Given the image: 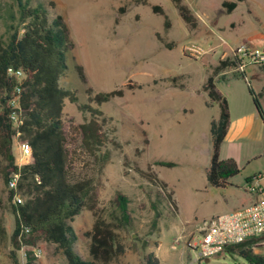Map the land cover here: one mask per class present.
Returning a JSON list of instances; mask_svg holds the SVG:
<instances>
[{"label": "rangeland", "instance_id": "374dc122", "mask_svg": "<svg viewBox=\"0 0 264 264\" xmlns=\"http://www.w3.org/2000/svg\"><path fill=\"white\" fill-rule=\"evenodd\" d=\"M27 1L32 5L55 2L56 13L64 18L74 43L66 55L68 69L61 79V85L78 97L77 103L65 102L63 113L72 174L75 179L94 177L100 208L108 219L114 211L112 201L118 195L127 198L129 226L120 232L127 250L119 262L145 264L144 257L150 252H156L160 264H254L241 255L243 250L249 251L252 259L264 258V237L198 262L183 245L172 249L183 232L245 207L241 202L248 200L246 181L264 167V148L250 151L249 146L241 144L231 155L237 157L241 168L232 185H208L213 153L210 128L219 118L220 107L203 90L212 76L216 89L235 104L243 93H249L251 85L261 94L264 105V72L260 67L248 66L247 78L234 67L214 75L220 62L232 58L234 48L250 44L264 47V0H184L198 20L195 29L184 22L171 0H146V4L141 0ZM225 2L237 6L230 11ZM154 6L162 7L164 15L155 13ZM10 13L18 18L15 1L0 0V36L5 39L8 26L18 24ZM189 45L199 46L207 54L191 56L186 50ZM78 66L83 68L86 82L81 80ZM131 86L133 89H129ZM89 88L93 97L124 91L123 97L101 106L93 104L107 118L102 153L109 152L110 157L101 172L93 158L81 150L78 127L90 116L79 107L89 102ZM12 152L16 164L25 165L18 142ZM159 162L173 166H161ZM149 165L166 185L172 203L161 188L136 171H146ZM0 219L7 233L5 240L0 239V264H16L13 256L18 264L67 262L57 246L44 241L30 246L22 240L18 248L13 245L15 217L4 180H0ZM94 221L91 212L83 211L70 222L77 235L75 249L87 261L91 258L86 233L92 230ZM37 249L42 250L41 255L36 254Z\"/></svg>", "mask_w": 264, "mask_h": 264}, {"label": "trees", "instance_id": "16d2710c", "mask_svg": "<svg viewBox=\"0 0 264 264\" xmlns=\"http://www.w3.org/2000/svg\"><path fill=\"white\" fill-rule=\"evenodd\" d=\"M18 7V18L13 13L9 16L18 20L8 26L9 36H0V180L8 187L12 213L15 217V228L12 242L19 247L24 240L27 245L34 246L39 241L57 246L66 257L65 264H121L120 257L127 250L121 231L129 226L130 215L128 201L123 195L112 201L114 211L108 219L100 208L98 187L94 177L75 179L72 174L71 156L64 131L63 113L65 102L77 103L75 91L64 88L61 79L67 72V53L73 49L74 43L64 18L56 13V4L50 1L47 5H32L27 0H14ZM146 4V0H141ZM179 11L184 22L195 29L198 20L185 4L184 0H171ZM231 11L236 3H224ZM153 11L164 15L160 6ZM166 17V26L169 27ZM159 37V36H158ZM160 39V37H159ZM171 48V45H168ZM236 62L226 59L216 67L214 75L229 67L236 68ZM21 70L23 78L9 75L8 70ZM264 68V67H263ZM80 78L86 82L83 68L77 67ZM173 81H176L173 79ZM214 77L210 76L204 85L209 99L220 107L219 118L211 122L213 153L207 172V182L213 188H226L231 179L241 173V168L234 159L223 160L220 157L221 146L230 125V110L227 98L215 87ZM20 89V93L16 89ZM129 89H133L131 86ZM256 110L264 123V107L261 94L255 93L248 85ZM89 102L79 109L90 116L78 129L82 136L81 150L93 158L97 171L101 172L108 163L109 152L102 153L106 144L103 132L107 118L99 108L115 97H123V89L106 94L92 96L93 90L87 89ZM18 98V107L10 102ZM18 115V122L12 120ZM27 143L31 147L32 160L19 166L15 162L12 149ZM161 166H173V163L159 162ZM141 177L161 188L169 201L172 196L166 185L152 171V165L144 171L136 168ZM18 176L16 187L9 189V183ZM16 196L23 198L22 204L13 202ZM83 211L91 212L95 221L92 230L86 233L89 239V255L91 260H84L75 249L77 235L71 221ZM28 234L21 235L23 229ZM27 237V238H26ZM7 238L3 221L0 219V239ZM26 238V239H25ZM246 244L230 247H245ZM243 257L264 264L263 257L249 256V251L240 252ZM18 264V259L13 256ZM145 264H160L154 252L144 257Z\"/></svg>", "mask_w": 264, "mask_h": 264}, {"label": "built area", "instance_id": "2783aa9c", "mask_svg": "<svg viewBox=\"0 0 264 264\" xmlns=\"http://www.w3.org/2000/svg\"><path fill=\"white\" fill-rule=\"evenodd\" d=\"M188 54L194 57H202L207 51L196 45H189L186 48ZM232 60L236 64L237 70L245 75L248 66L264 67V47L254 44L240 45L232 50ZM9 75L16 76L18 79L23 78L21 70L9 68ZM20 93V89H16ZM13 107H18V98L10 102ZM12 120L18 122V115L13 114ZM22 159L25 164L32 160L31 147L27 143L19 145ZM18 176L9 183V189L16 187ZM253 192L256 189H251ZM16 204H22L23 198L16 196L13 200ZM29 229H23L21 235L28 234ZM264 237V197L256 200L254 203L211 219L205 220L193 231L183 232L178 236L173 244L172 249L177 250L180 245L192 251L197 260L209 259L218 256L230 247H235ZM37 255L42 254L41 249H37Z\"/></svg>", "mask_w": 264, "mask_h": 264}, {"label": "crops", "instance_id": "0c3cea01", "mask_svg": "<svg viewBox=\"0 0 264 264\" xmlns=\"http://www.w3.org/2000/svg\"><path fill=\"white\" fill-rule=\"evenodd\" d=\"M260 68L261 71L264 72V68ZM224 71L225 70L222 71V74L226 73ZM244 77L247 78L246 74ZM235 101L236 103L233 104L231 100H228L230 110V125L227 135L221 146L220 157L223 160H237L236 156L231 155H234V151L237 150L241 144L249 146L248 149H251L250 151L254 150L256 147L264 148V123L256 110L251 95L249 93H243L241 98ZM260 157V155L255 156L254 159H259ZM246 184V188L249 191L247 197L248 200H246L243 204L241 202V205L243 206H248L254 203L256 200L264 197V167L261 168V170H259V172H257V174H255L253 177L249 178L246 181ZM253 188L256 189V191L253 192L251 190Z\"/></svg>", "mask_w": 264, "mask_h": 264}]
</instances>
